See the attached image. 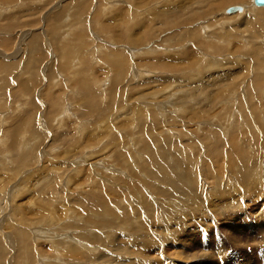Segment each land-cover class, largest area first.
Instances as JSON below:
<instances>
[{
    "label": "rangeland",
    "instance_id": "1",
    "mask_svg": "<svg viewBox=\"0 0 264 264\" xmlns=\"http://www.w3.org/2000/svg\"><path fill=\"white\" fill-rule=\"evenodd\" d=\"M253 6L0 0V264H264Z\"/></svg>",
    "mask_w": 264,
    "mask_h": 264
},
{
    "label": "bare ground",
    "instance_id": "2",
    "mask_svg": "<svg viewBox=\"0 0 264 264\" xmlns=\"http://www.w3.org/2000/svg\"><path fill=\"white\" fill-rule=\"evenodd\" d=\"M60 1V0H59ZM242 1H245V0H242ZM241 2V1H240ZM253 3H254V0H253ZM87 4V3H86ZM85 4V5H86ZM188 4V3H187ZM232 4V3H231ZM78 5V4H77ZM5 6V5H4ZM37 6V5H36ZM232 6V5H231ZM78 7V6H77ZM164 7H165V5H164ZM168 7V6H167ZM229 7V6H228ZM233 7H237V8H239V9H241V10H238V11H236L235 13H228L227 12V10H229V8H227L223 13H224V15L226 14V15H233V14H239V15H244V13L248 10V8L247 7H245L244 5H237V6H233ZM253 7H255V10L256 9H260L259 10V12H261V13H264L263 12V10L261 9V8H264V7H257V6H255V4H254V6ZM184 8H187V7H184ZM183 8V9H184ZM230 8H232V7H230ZM225 9V8H224ZM80 12V11H79ZM61 13V12H60ZM67 16V15H66ZM153 17V16H152ZM198 22V21H197ZM17 23V22H16ZM13 25V24H12ZM11 26V25H10ZM9 26V27H10ZM21 26V25H20ZM14 29V28H13ZM10 30V29H9ZM7 34V33H6ZM26 35V34H25ZM28 36V35H27ZM21 37V36H20ZM26 39V38H25ZM5 42V41H4ZM22 42V41H21ZM23 45V44H22ZM15 47V46H14ZM21 48V47H20ZM23 48V47H22ZM12 50V49H11ZM16 50V49H15ZM35 50V49H34ZM2 51V50H1ZM17 52H19V48L16 50ZM24 51V50H23ZM21 52V51H20ZM25 52V51H24ZM5 53V52H4ZM14 53V52H13ZM16 53V52H15ZM28 53V52H27ZM33 53V52H32ZM17 54V53H16ZM2 55V54H1ZM7 56V55H6ZM14 59V58H13ZM12 59V60H13ZM15 63V62H14ZM5 65V64H4ZM126 67V66H125ZM1 68V67H0ZM129 68V67H128ZM127 71V70H126ZM38 72V71H37ZM34 74H36V73H34ZM38 74V73H37ZM36 74V75H37ZM32 77V76H31ZM33 78V77H32ZM30 80V79H29ZM24 81V80H23ZM31 81V80H30ZM33 81H34V79H33ZM32 81V82H33ZM28 83V82H27ZM23 84V83H22ZM25 84V87H23V88H26L27 87V90H30L31 88H30V85L29 84H26V83H24ZM33 84V83H32ZM21 85V84H20ZM19 85V86H20ZM24 86V85H23ZM33 89H34V86L32 87ZM22 89V88H21ZM20 90V89H19ZM21 91V90H20ZM26 91V90H25ZM30 92V91H29ZM32 102H31V104H30V107H32V109L33 110H35L36 109V107H35V105H34V102H33V100H31ZM37 106V105H36ZM230 114V113H229ZM32 118V117H31ZM109 137V136H108ZM128 140V139H127ZM121 143V142H120ZM113 144V143H112ZM181 148V147H180ZM212 149V148H211ZM217 150V149H216ZM114 151V150H113ZM222 152V151H221ZM232 153V152H231ZM216 157V156H215ZM224 157V156H223ZM213 165V164H212ZM217 166V165H216ZM222 168V167H221ZM48 172V171H47ZM220 172V171H219ZM223 174V173H222ZM225 174V173H224ZM226 175V174H225ZM33 176V175H32ZM82 176V175H81ZM247 176V175H246ZM84 177V176H83ZM208 177V176H207ZM226 177V176H225ZM50 180V179H49ZM220 180V179H219ZM256 182V181H255ZM221 185V184H220ZM203 187H204V184H203ZM112 189V188H111ZM206 190V189H205ZM112 191V190H111ZM139 191V190H138ZM123 192V191H122ZM208 192V191H207ZM211 192V191H210ZM216 193H217V191H215ZM202 194H203V192H201ZM212 193V192H211ZM257 193V192H256ZM118 194V193H117ZM208 195V194H207ZM215 195V194H214ZM110 196V195H109ZM218 196V195H217ZM216 196V197H217ZM36 197V196H35ZM204 197V196H203ZM31 199V198H30ZM102 200V199H101ZM237 200V199H236ZM239 200V199H238ZM31 201V200H30ZM206 201V200H205ZM233 202V201H232ZM38 203V202H37ZM196 203V202H195ZM240 203V202H239ZM243 205V204H242ZM98 207V206H97ZM102 207V206H101ZM22 209V208H21ZM99 209V208H98ZM110 210H111V208H110ZM170 210V209H169ZM112 211V210H111ZM115 211V210H114ZM113 211V212H114ZM115 213V212H114ZM80 215V214H79ZM112 218V217H111ZM4 223V222H3ZM263 227V226H262ZM41 246V245H40ZM53 247V246H52ZM121 247V246H120ZM43 248V247H42ZM163 249V248H162ZM51 250V249H50ZM19 253V252H18ZM77 257H79V256H77ZM134 257V256H133ZM179 257V256H178ZM82 259V258H81ZM94 259V258H93ZM168 261V260H167ZM38 263V262H37Z\"/></svg>",
    "mask_w": 264,
    "mask_h": 264
},
{
    "label": "water",
    "instance_id": "3",
    "mask_svg": "<svg viewBox=\"0 0 264 264\" xmlns=\"http://www.w3.org/2000/svg\"><path fill=\"white\" fill-rule=\"evenodd\" d=\"M254 4L257 7H264V0H254ZM241 10L237 7H232L227 10L228 13H235L236 11Z\"/></svg>",
    "mask_w": 264,
    "mask_h": 264
}]
</instances>
